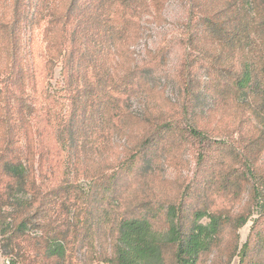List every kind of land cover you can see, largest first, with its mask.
Masks as SVG:
<instances>
[{"label":"trees","instance_id":"obj_1","mask_svg":"<svg viewBox=\"0 0 264 264\" xmlns=\"http://www.w3.org/2000/svg\"><path fill=\"white\" fill-rule=\"evenodd\" d=\"M85 1L82 7H77L78 0H68L65 12L58 15L59 18H63V22H69V18H80L74 28L69 27L70 32L64 25L67 36L59 43L60 49L49 54L47 59L49 63L57 61L59 57L62 61V90L69 100L65 113L52 112L46 105L39 113V109L34 107L36 105L26 104L23 96H17L14 100L18 108L14 122L26 124L33 143L36 134L41 137L46 131L52 133V126L49 123L52 119L59 124L63 121L62 130L60 125L55 126L56 129L62 131V134L66 130V135L75 138L76 145L80 143V147L92 151L98 147L106 148L110 140V130L125 115L127 100L143 81L142 74L137 68L121 74L116 73L113 68L110 70L112 48L118 43L126 42L132 33L134 34L143 12L153 10L158 13L163 8L165 0ZM190 4L192 9L196 8V11L200 12L198 23L191 32L188 30L186 35L192 52L197 53L199 57L209 53L212 72L220 78L223 76L222 72L226 71L230 81L229 90L238 98L251 94L261 101V106L264 105V0H229L227 7L219 10L221 13L204 9L195 1ZM11 7L8 17L6 15L0 17V48L3 47L7 51L9 60L4 66L7 73L0 80V88L8 94L9 86L12 85V75L18 77L21 84L26 79L21 55L24 19L22 0H13ZM226 13L229 16L224 20ZM191 15L190 13L188 16V27L193 18ZM217 48L222 51L224 49L231 56H244L249 61L245 62L241 69L235 70L234 61L229 67L224 64L225 58L208 52ZM194 60L195 58H190L186 63L185 59L180 68L183 121L188 115L187 104L197 91V87H193L192 84ZM3 107L5 111L9 110L7 99ZM26 109L30 115L36 112V115H33V118L39 117L36 122L33 123L25 117L23 110ZM197 124L198 122L190 119L186 122V129L178 127L179 119L157 121L150 125L140 140L118 161L116 165L119 166L115 170L109 174L99 170L87 176L92 184V193L99 190L93 199L99 206L102 200L106 201L105 207H99L100 224L104 222V218L114 216L111 218L113 245L111 252L101 259L104 264H205L204 256L220 245L219 237L227 224L233 235V246L225 263L228 264L235 255L238 239L236 231L247 218L244 212L231 214L230 208L217 203H211L209 207L203 204L192 206L189 209L184 207L182 202L170 203L163 213L166 228L159 231L153 223L159 212L153 211V208L137 205L134 210L129 211L130 209L126 208L119 213V203H114L116 195L113 190L116 187L115 182L120 177L127 176L139 161L146 160L155 149L166 152V148L169 149L168 145L176 143L184 134L187 136L184 138L185 141L187 139L197 148V165L201 170L208 164L219 168L218 174L222 177L226 195H236L251 178L260 177L257 180L258 186L252 184V189L253 196L259 192L262 197L264 192L258 189L263 181L264 165L257 164L256 153L251 155L248 152H239L230 145L221 146V151L231 157V161L227 162L229 166L223 174L220 167H225L224 162L220 161L218 155L209 156L206 151L214 142H210L208 147L205 145L208 140L205 136L206 131ZM169 142L170 144L166 145ZM20 150L17 140L12 142L9 138L0 147V177L4 180L0 187V240L7 250L8 264H35L41 255L45 257L43 261L55 258L63 263L66 256L65 244L69 243L67 236L69 226L72 222L75 230L79 225L78 213L81 209L76 200L81 199V192L70 188V191H65L60 183L48 188L51 184L43 180L37 182L34 154L22 156ZM42 155L41 150L38 153V160L35 161L38 162L36 170L39 171V176L42 175ZM208 159L212 161L208 162ZM150 161L147 160L146 163ZM242 166L245 169L240 171ZM225 180L227 182L223 183ZM20 193L28 195V199L19 198ZM58 197H65L63 201L65 207L67 202L73 206L71 222L66 218L60 221V215H63L64 211L54 207L55 198ZM93 199L87 203L90 205ZM87 211L90 214L92 208L89 207L83 212L84 230L88 232ZM50 214H56L54 219L51 220ZM203 217H207L208 221L205 223L199 221ZM50 220L57 224L50 227L52 224ZM29 225L34 226L38 234L32 233ZM24 243L25 245H22ZM253 245L256 251L250 252ZM37 251L42 252L40 254ZM239 264H264L263 224L252 228L247 241L243 244Z\"/></svg>","mask_w":264,"mask_h":264},{"label":"rangeland","instance_id":"obj_2","mask_svg":"<svg viewBox=\"0 0 264 264\" xmlns=\"http://www.w3.org/2000/svg\"><path fill=\"white\" fill-rule=\"evenodd\" d=\"M193 1L200 3L204 9L212 11L225 9L229 2V0ZM193 1L165 0L163 8L158 13L153 10L143 12L134 34L132 33L126 42L118 43L112 48L110 70L113 68L116 73L121 74L137 68L142 74L143 81L127 100L125 115L110 130V140L106 148L98 147L92 151L80 147V143L76 145L75 138L66 135V130L64 135L62 131L56 129L60 125L62 130L63 121L59 124L50 119L52 133L46 131L41 137L34 134L35 144L26 124L14 122L18 111L17 103L14 102L17 96H23V100L28 105L35 104L34 107L39 109V113L44 105L52 112L61 111V114L67 110L69 100L62 90V61L60 57L52 63L47 62V59L49 54L60 49L59 43H62L67 36L64 25L67 30L69 27L74 28L80 18H69V22H63V18L58 17L65 12L68 0H22L24 19L21 31V55L26 79L21 84L18 77L12 75L9 94L4 93L0 88V147L7 138L12 142L17 140L22 156L34 154L37 182L43 180L51 184L48 188L60 183L65 191H70V188L78 193L81 192V199L76 200L81 210L78 213L79 225L75 230L70 221L73 206L69 202L65 204L66 207L64 206L65 197L55 198V209L64 211V214L60 215V221L66 218L71 222L67 235L69 243L65 244L66 256L64 261L62 260L63 263L55 258L51 261H43L45 257L41 255L35 264H104L101 259L111 252L113 245L111 218L114 216L111 215L110 220L104 218V222L100 224L99 207H105L106 201L102 200L99 206L93 199L96 198L99 190L92 193V184L87 176L99 170H104V174L115 170L119 166L116 165L118 161L140 140L150 125L157 121L179 119V128H186V122L190 119L198 122L197 125L206 131L205 136L208 140L205 145L208 147L210 142H214L206 148L209 156L218 155L220 161L225 164V167H220L223 174L229 166L227 162L231 161V157L221 151V146L230 145L239 152H248L251 155L256 153L257 164L264 165V105L261 106V101L251 94L238 98L229 90L230 81L226 71L222 72L224 77L220 78L212 72L209 53L199 57L197 53L192 52L186 35L188 30L191 32L194 29L200 17V12L190 6ZM12 2L13 0H0V17L10 15ZM85 3V0H78L77 7H82ZM190 13L193 18L188 27ZM228 16L229 14L226 13L224 20L228 19ZM197 44L200 45L199 42ZM204 45L205 48L208 47L205 40ZM208 52L225 58L224 64L229 67L234 61L235 70L241 69L245 62L249 61L244 56L228 55L224 49L222 51L217 48ZM6 53L7 51L1 47L0 80L7 73L4 70L6 63H9ZM190 58H195L192 62L194 74L192 84L193 87H197V91L191 102L187 104L188 115L183 121L181 116L183 91L179 75L181 76L182 62L186 59L187 63ZM6 99L9 103L7 111L3 107ZM23 113L33 123L39 118L38 116L33 118L36 112L30 115L27 109L23 110ZM186 137L184 134L172 144L170 138V142L166 144H170L166 152L155 149L151 156L144 160L145 162L139 161L127 176L120 177L115 182L116 187L113 190L116 195L114 203H119V213L126 208L130 209L129 211L134 210L137 205L153 208V211L159 212L153 220L154 226L159 231L166 228L163 213L170 203L182 202L187 209L202 204L209 207L211 203H217L230 208L231 214L244 212L247 218L236 231L238 235L236 253L228 263L239 264L243 244L247 241L252 228L258 224L260 227V223L264 225V193L262 197L259 192L253 196L252 189V184L258 186L257 180L260 177L251 178L236 195H226L222 177L218 174L219 168L208 164L201 170L197 165V148L187 139L185 141ZM41 150L43 151L42 175L39 176V171L36 170L38 162L35 161L38 160V153ZM147 160L151 161L146 163ZM211 161L208 159V162ZM244 169L245 167L242 166L240 171ZM262 180L258 190L264 192V177ZM3 181L0 177V187ZM226 182L227 180L223 183ZM18 196L25 199L29 197L21 193ZM69 196L73 197L71 194ZM92 199L93 202L89 205L87 202ZM89 207L92 211L90 214L86 212V220L89 222L87 232L84 230L85 224L82 220L83 212ZM55 215L50 214L51 220ZM51 220L50 227L57 224ZM199 221L205 223L208 219L203 217ZM28 228L34 234L38 231L32 225ZM219 238L220 245L204 256L205 264H226L227 255L233 246V235L228 224L224 226ZM254 245L250 247V252L256 251ZM37 252L41 254L42 251ZM6 253L7 250L0 240V264H8Z\"/></svg>","mask_w":264,"mask_h":264}]
</instances>
